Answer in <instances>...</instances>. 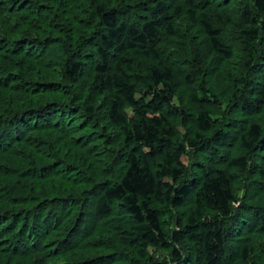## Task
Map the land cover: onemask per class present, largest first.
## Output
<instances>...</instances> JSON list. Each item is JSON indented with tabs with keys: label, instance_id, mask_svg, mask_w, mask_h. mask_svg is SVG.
<instances>
[{
	"label": "trees",
	"instance_id": "trees-1",
	"mask_svg": "<svg viewBox=\"0 0 264 264\" xmlns=\"http://www.w3.org/2000/svg\"><path fill=\"white\" fill-rule=\"evenodd\" d=\"M0 264H264V0H0Z\"/></svg>",
	"mask_w": 264,
	"mask_h": 264
}]
</instances>
